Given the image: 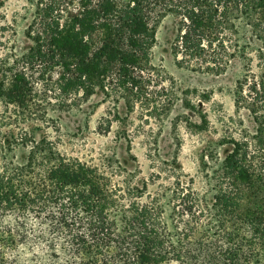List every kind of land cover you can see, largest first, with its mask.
<instances>
[{"label":"trees","instance_id":"16d2710c","mask_svg":"<svg viewBox=\"0 0 264 264\" xmlns=\"http://www.w3.org/2000/svg\"><path fill=\"white\" fill-rule=\"evenodd\" d=\"M166 15L178 63L219 74L242 61L234 106L255 129L202 151L200 187L173 167L153 191L114 152L84 159L62 151L59 135L22 129L0 143V264L30 237L46 256L29 264H264V0H33L28 47L0 53V100L44 120L39 85L58 111L97 92L132 111L161 86L152 50Z\"/></svg>","mask_w":264,"mask_h":264},{"label":"rangeland","instance_id":"374dc122","mask_svg":"<svg viewBox=\"0 0 264 264\" xmlns=\"http://www.w3.org/2000/svg\"><path fill=\"white\" fill-rule=\"evenodd\" d=\"M32 2L0 0V53L5 46L18 51L28 47L30 42L24 31ZM175 34V18L166 15L158 24L152 50L154 64L163 69L161 86L152 90L147 101L137 102L132 111H127L122 102L104 99L99 92L79 109L58 111L52 106L53 99L46 102L49 100L44 88L36 85L38 99L42 98L41 103L47 108L44 120H31L27 112L0 100V143H8L22 129L36 126L50 131L52 136L59 135L62 151L84 159L96 160L101 153L114 152L121 165L134 173L132 181L141 185L143 179L148 180L150 191L166 182L167 175H173V167L200 187L202 151L214 141L238 138L241 129L253 131L255 124L245 109L237 111L234 106L233 91L236 79L243 73L242 61L238 57L232 59L219 74L192 70L175 59ZM250 55L254 56L253 49ZM256 62L254 59V71H258ZM54 79L55 72L47 73L44 81ZM226 147L224 144L218 148L221 156ZM25 154L21 147L15 150L18 161ZM157 174L160 178L154 180ZM8 221L6 218L2 224ZM30 239L23 246L7 250L9 264H29L32 253L45 258L43 244Z\"/></svg>","mask_w":264,"mask_h":264}]
</instances>
